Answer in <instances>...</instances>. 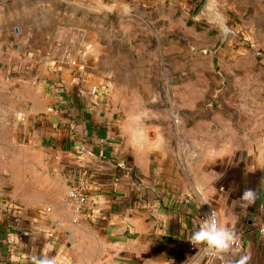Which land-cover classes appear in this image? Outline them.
<instances>
[{
    "label": "crops",
    "instance_id": "crops-1",
    "mask_svg": "<svg viewBox=\"0 0 264 264\" xmlns=\"http://www.w3.org/2000/svg\"><path fill=\"white\" fill-rule=\"evenodd\" d=\"M67 2L0 0V264L44 252L58 264H234L245 253L264 264V62L242 61L234 97L181 116L183 146L163 115L159 132L134 130L110 97L90 94L106 81L66 59L84 45L78 4ZM83 183L75 221L66 193ZM246 189L257 193L247 208ZM8 206L20 217L13 235ZM210 209L239 250L189 249Z\"/></svg>",
    "mask_w": 264,
    "mask_h": 264
},
{
    "label": "rangeland",
    "instance_id": "rangeland-1",
    "mask_svg": "<svg viewBox=\"0 0 264 264\" xmlns=\"http://www.w3.org/2000/svg\"><path fill=\"white\" fill-rule=\"evenodd\" d=\"M66 1L78 4L83 18L84 45L76 59L110 85L129 127L159 132L163 115L183 146L181 116L198 101L218 107L234 97L242 61L264 62V42L257 40L264 35V0ZM206 5L228 18L231 34L219 31Z\"/></svg>",
    "mask_w": 264,
    "mask_h": 264
},
{
    "label": "clouds",
    "instance_id": "clouds-1",
    "mask_svg": "<svg viewBox=\"0 0 264 264\" xmlns=\"http://www.w3.org/2000/svg\"><path fill=\"white\" fill-rule=\"evenodd\" d=\"M214 5L215 0H210ZM206 11L213 12V23L217 26L219 31L227 37L232 33V29L228 25V18L221 12L216 11L214 8L205 6ZM257 198L256 191L252 189H246L241 197V200L245 202L243 205L245 208L255 204ZM238 234L230 227L222 225L216 217V214L212 212L206 219H204L199 225L198 229L191 235V243L193 245L203 246L206 252L212 255H224L231 253L238 244ZM252 256L250 253H245L240 256L238 260L234 261V264H250ZM32 264H58L55 257L49 256L46 252L40 256L32 258Z\"/></svg>",
    "mask_w": 264,
    "mask_h": 264
},
{
    "label": "built area",
    "instance_id": "built-area-1",
    "mask_svg": "<svg viewBox=\"0 0 264 264\" xmlns=\"http://www.w3.org/2000/svg\"><path fill=\"white\" fill-rule=\"evenodd\" d=\"M244 51H241V54H243ZM66 59L69 61L71 66L77 67V69H81L83 68V65L80 64V62L77 59H73L72 57H69V55H66ZM50 61L49 59L45 58V61L47 62ZM54 62V61H53ZM49 64V62H47ZM52 64V63H50ZM56 64L55 62L52 64L54 65ZM90 94L92 96H95L97 94L100 95L101 99L100 101L105 103L108 101L109 97H110V85L106 82L104 84H102V86H98V85H93L90 89ZM95 102H97L95 100ZM48 111H54V107H49ZM88 184L87 183H83L82 185H69L68 186V190L66 193V202L68 203V205L72 206L75 210L76 213V217H75V221L80 218V214L82 213V209L85 206L86 202H87V194H86V190L88 189ZM18 209L16 207H12V206H8L6 208L5 213H7V216L10 217L11 219V223H9L8 225V235H13L15 232V225L19 222V216L17 214ZM212 212H214L216 214V211L214 209H210L208 211H206L205 213H203L202 215H200L199 217V222L197 224V229L199 227V225L201 224V222L207 218V216H209ZM217 217V214H216ZM257 232L259 235L264 236V219L258 224L257 226ZM50 236H53L52 234H50ZM188 243V247L189 249L193 250V251H201V252H205L210 256H213L212 254L208 253L205 251V249L203 248V246L200 245H193L191 243V237H189V239L187 240ZM241 248V242L240 240H238V244L236 246V251L239 250Z\"/></svg>",
    "mask_w": 264,
    "mask_h": 264
}]
</instances>
